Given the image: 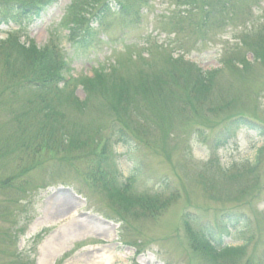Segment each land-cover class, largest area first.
Segmentation results:
<instances>
[{"label": "rangeland", "instance_id": "1", "mask_svg": "<svg viewBox=\"0 0 264 264\" xmlns=\"http://www.w3.org/2000/svg\"><path fill=\"white\" fill-rule=\"evenodd\" d=\"M72 1L0 26V264H216L204 227L245 247L222 264H264V0H233L206 32L186 0H125L142 8L138 24L113 3L89 47L69 39ZM100 74L113 75L103 91L87 88ZM36 75L52 76L44 97L26 80ZM238 113L254 120L218 146Z\"/></svg>", "mask_w": 264, "mask_h": 264}, {"label": "trees", "instance_id": "2", "mask_svg": "<svg viewBox=\"0 0 264 264\" xmlns=\"http://www.w3.org/2000/svg\"><path fill=\"white\" fill-rule=\"evenodd\" d=\"M55 1L56 0H0V20H2L5 23L14 22L19 26L23 27L24 22L27 21L29 22L30 20L32 21L33 19H37L38 17H40L43 10L49 7L50 5H52ZM196 2L197 0H187L184 3L188 8H190L189 10L192 11V13L194 10L198 11L199 12L198 15H202L204 19L202 22H198V21H194L192 17L190 18L191 24L194 25L192 27L193 32L198 30L200 31L202 30V32L209 31V27L207 26L204 27L208 19L213 16L216 17L217 13L221 12L222 14L223 10L229 13L227 19H230L234 15L233 12L230 13L231 10L232 11L234 10V8L230 6L233 2L232 0H221V1L200 0V4L197 3V5ZM113 3L115 4L121 3L118 4L120 6V11H121L119 12L122 13V16L125 15L124 17H126V19L129 18L132 20V18L139 13L138 11L135 10L134 7H132L131 4L128 6L123 5L125 4V0H73L70 7V10L72 11L71 12L72 14L70 15L71 26L69 29L70 41L79 47L82 46L89 47L93 43L94 38L96 37V36L94 37L92 34L91 25L96 20L101 21V19L104 17L110 18L114 10L112 6ZM183 13L184 11L179 12L172 20L173 26L177 27L178 29H183L182 28V23L184 22V18L182 15ZM223 18H226V15ZM97 33L98 32H95L94 34L96 35ZM231 55L233 56V53ZM241 64L245 65L246 61H241ZM61 69L63 70V68L60 67V69L57 70L55 73V78H56L55 84L57 86L58 84H60V80L63 79L61 77V74H63ZM96 76H97L96 79H91V80L89 79V82L85 83V85L88 88L89 84H92L96 80H99L101 91H103L105 85L103 86L102 82H105L113 75L110 76L109 74H100ZM202 76H205L206 77L205 79H208L207 74H204ZM51 78L52 76L36 75L33 78H26V80L28 79L27 81L30 82V85L32 86V88L30 89H33V91L36 93L37 96L44 97L43 94L47 90L49 79ZM88 90L89 93H92L90 89ZM246 118H247L246 115L242 113H238L233 115L228 120L227 119L223 120V122L221 123L220 121H218L221 127L218 128V134L216 136H219V138L215 136L214 142H216L218 146L221 145L224 138L233 135V131L237 126H241V124L249 122L247 121L248 119ZM210 129H214V128L210 127ZM116 131L120 133L116 137V140L118 139L119 142L126 143V145H129L126 133L124 131L121 132L119 129ZM263 137H264V133H263ZM129 141L132 142L133 139L131 138ZM134 147H135L134 149L136 150L137 147L136 146ZM260 154L261 153L259 150L254 160L248 162V164L243 165L242 166V169H244L243 171H246L248 174L256 173L262 161ZM126 185L127 184H125L124 186ZM169 186H171V182L166 185V188ZM144 213L145 215L152 214L153 215L152 217H155L156 219L161 215V214L159 215V213H156L155 211L144 212ZM241 214L242 212L238 210L226 211L224 212V214H222V219H225V217L229 215L240 216ZM106 217L112 219L108 215ZM190 221H191L190 218L186 220L187 223H190ZM223 224L226 225L225 222H223ZM204 228L200 229L199 231L200 232L199 235L204 238L199 241L200 242L199 246L201 249L209 253L212 257H214L217 260L216 264H222L223 260L229 257L227 255H238L242 250H244L245 247L243 246L232 247L230 245L217 244L213 235V232H215L214 229L212 228V230L205 231ZM223 229L227 231L228 227L224 226ZM219 241L220 240H218L217 242Z\"/></svg>", "mask_w": 264, "mask_h": 264}, {"label": "bare ground", "instance_id": "3", "mask_svg": "<svg viewBox=\"0 0 264 264\" xmlns=\"http://www.w3.org/2000/svg\"><path fill=\"white\" fill-rule=\"evenodd\" d=\"M58 203H60V199H58Z\"/></svg>", "mask_w": 264, "mask_h": 264}]
</instances>
